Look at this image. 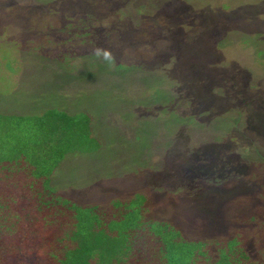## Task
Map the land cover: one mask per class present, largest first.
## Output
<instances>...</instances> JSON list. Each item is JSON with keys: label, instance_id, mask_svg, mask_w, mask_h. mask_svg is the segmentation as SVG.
Returning <instances> with one entry per match:
<instances>
[{"label": "rangeland", "instance_id": "rangeland-1", "mask_svg": "<svg viewBox=\"0 0 264 264\" xmlns=\"http://www.w3.org/2000/svg\"><path fill=\"white\" fill-rule=\"evenodd\" d=\"M53 1L0 0V106L40 113L55 105L73 112L88 109L94 114L93 128L102 140L99 155L67 156L57 180L66 188L71 205L106 206L115 198L143 191L153 195L158 210L163 209L160 203L164 201L168 208L174 206L175 197H166L167 192L178 194L187 188L198 196L194 205L208 212V203L226 194L221 187L225 181L238 177L235 186H250L247 176L251 157L264 159V0H99L100 16H109L103 22L111 20V13L119 14V23L134 31L144 16L156 24L158 15L172 3L173 11L180 10L174 14L183 36L179 47L196 49L187 55L183 48L169 49L148 69H131L123 75L105 70L85 76L77 55L79 42L63 47V43L69 45L63 30L77 33L84 16H74L86 11L88 2L70 0L64 7L60 3L65 0L58 1L53 4L56 18H47L51 15L48 12H53L48 4ZM51 22L55 23L51 28L54 43L52 50L45 52L42 40L37 38ZM260 22L262 26L258 27ZM154 45L161 43L155 41ZM39 52L47 55L46 65L57 73H62V56L76 59L70 72L79 74L73 78V82L80 79L79 87L60 89L59 98L53 96L56 89L51 88L50 93L44 86L39 87L38 69L45 63L39 59ZM112 52L117 57V50ZM190 58L197 65H187L184 73L183 65L185 68ZM146 76L162 78L163 86L158 87L167 91L168 107L145 108L134 102L118 106L112 102L107 92L109 84L125 86L130 100L136 98L133 93H144L146 97L148 91L139 86ZM169 109L182 121L156 124L146 147L138 139L132 141L137 121L146 119L152 124L157 118H169ZM135 110L138 112L132 113ZM124 112L131 115L123 119ZM138 168L142 179L137 175ZM204 182H211L212 189ZM10 187L17 193L21 182ZM24 205L22 224L7 241L5 264H51L46 255L54 247L51 229L30 214L28 203ZM181 208L195 219L194 209L183 204ZM193 221H189L190 227L196 231ZM29 230L36 232L31 242Z\"/></svg>", "mask_w": 264, "mask_h": 264}, {"label": "trees", "instance_id": "trees-1", "mask_svg": "<svg viewBox=\"0 0 264 264\" xmlns=\"http://www.w3.org/2000/svg\"><path fill=\"white\" fill-rule=\"evenodd\" d=\"M58 1L61 0L47 3L53 10L48 12L51 15H46L47 18H56L53 4ZM69 1H61L60 4L65 7ZM86 1V11H79L74 16L75 19L84 16L83 25L77 28V33L63 30L69 45L62 42L63 47H69L72 41L79 42L77 55L80 54L78 60L84 76L106 73L105 70L110 74L123 75L131 69H148L162 52L167 53L169 49L183 48L186 55L196 49L195 46L179 47L183 36L179 34L174 14L180 10L173 11L172 3L158 15L156 24L144 16L134 31L119 23V14L111 13L113 19L103 22L109 16H100L99 0ZM196 23L195 19L193 24ZM54 24L51 22L49 27H44L37 38L39 42L42 40L40 44L45 47V52L53 48L54 32L51 28ZM45 28H48L47 32ZM155 41L161 45L155 46ZM97 46L117 50V63L109 68L94 57L92 52ZM46 56L39 52V59L45 61L38 69L41 75L39 87L44 86L48 92L51 88L56 89L53 96L58 98L62 97L58 93L60 89L79 87L80 79L73 82L75 75L78 77L79 74L70 72L76 59L62 56V73H57L46 65ZM187 62L182 68L184 73L187 65H197L194 58ZM6 65L9 67L10 64ZM161 85L163 80L160 76H146L139 86L147 90L148 95L143 98L144 93L132 92L136 97L134 100L128 99L129 92L125 86L117 88L109 84L107 92L118 106L134 102L136 106H161L164 109L168 93L159 89ZM169 110V118H157L152 124L146 119L137 121L132 141L138 139L146 147L150 142L151 129L156 124L166 126L182 121L173 109ZM129 115L131 112H124L122 118ZM185 120L190 118L185 117ZM93 122L94 114L88 109L73 112L51 105L40 113H27L0 106V183L5 186L0 189V264L6 261L8 239L18 232L22 224L25 203L30 207V214L39 217L43 226L51 229L54 247L46 252L51 264H264V159L251 157L247 176L251 182L249 187L235 186L238 177L225 181L221 187L226 194L214 197L208 203V212L194 205L198 196L187 188L178 194L167 192L166 197L168 194L175 197L174 206L168 208L163 205L164 201L160 203L163 209L158 210L154 207L153 195L143 191L115 198L106 206L78 207L77 203L70 204L66 188L59 186L57 180L67 156L99 155L102 140L93 128ZM136 170L141 177L140 169ZM20 182L19 192H12L10 186ZM204 185L212 189L211 182H204ZM182 204L194 209L195 219L182 212ZM191 219L198 228L196 231L190 227ZM29 233L31 242L36 232L29 230Z\"/></svg>", "mask_w": 264, "mask_h": 264}, {"label": "clouds", "instance_id": "clouds-1", "mask_svg": "<svg viewBox=\"0 0 264 264\" xmlns=\"http://www.w3.org/2000/svg\"><path fill=\"white\" fill-rule=\"evenodd\" d=\"M92 55L106 63L109 67L113 66L116 62V57L109 48L97 46L93 49Z\"/></svg>", "mask_w": 264, "mask_h": 264}]
</instances>
